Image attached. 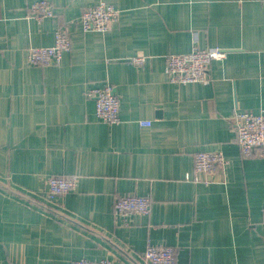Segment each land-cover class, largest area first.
Listing matches in <instances>:
<instances>
[{
  "label": "crops",
  "instance_id": "1",
  "mask_svg": "<svg viewBox=\"0 0 264 264\" xmlns=\"http://www.w3.org/2000/svg\"><path fill=\"white\" fill-rule=\"evenodd\" d=\"M36 1L0 0V264H146L149 243L176 248L177 264H264V153L242 157L230 123L264 112V0H48L56 15L42 22ZM100 2L119 21L84 32ZM62 24L71 51L31 64L27 49L52 46ZM194 48L228 53L211 83H172L165 56ZM105 82L117 125L88 96ZM198 152L228 163L188 181ZM67 175L77 188L49 198V179ZM129 194L150 197V213L116 215Z\"/></svg>",
  "mask_w": 264,
  "mask_h": 264
},
{
  "label": "built area",
  "instance_id": "2",
  "mask_svg": "<svg viewBox=\"0 0 264 264\" xmlns=\"http://www.w3.org/2000/svg\"><path fill=\"white\" fill-rule=\"evenodd\" d=\"M31 15L42 22L46 18H54L56 13L48 0H37L31 6ZM120 19V11L106 2L86 8L81 17L80 25L84 32H106L111 25ZM72 38L70 27L67 24L59 25L55 31V42L49 47H29L28 60L34 66L48 67L61 63L63 55L70 52ZM227 51L222 48H194L192 52L184 54H170L165 56L166 74L175 84L211 83V63L227 57ZM147 57L133 58L137 66L145 64ZM88 96L96 101L97 117L109 125L120 123L121 99L110 82L94 88ZM232 129L235 132V143L238 145L242 157H250L256 152L264 153V112L249 111L237 112L230 118ZM142 127H150L152 122L140 121ZM228 161L222 152H198L194 157L192 176L186 180L195 183L203 182L200 175H212L218 169L226 166ZM79 183V176L67 175L51 177L49 179V198L62 197L74 191ZM152 200L148 196L129 194L116 196L114 200L115 214L128 217L130 214L148 215L151 211ZM262 227L264 228V207ZM143 259L146 264H177V250L173 246L155 245L149 243L144 251ZM73 264H113L110 260L92 261L80 259Z\"/></svg>",
  "mask_w": 264,
  "mask_h": 264
},
{
  "label": "rangeland",
  "instance_id": "3",
  "mask_svg": "<svg viewBox=\"0 0 264 264\" xmlns=\"http://www.w3.org/2000/svg\"><path fill=\"white\" fill-rule=\"evenodd\" d=\"M115 212V211H114Z\"/></svg>",
  "mask_w": 264,
  "mask_h": 264
},
{
  "label": "trees",
  "instance_id": "4",
  "mask_svg": "<svg viewBox=\"0 0 264 264\" xmlns=\"http://www.w3.org/2000/svg\"><path fill=\"white\" fill-rule=\"evenodd\" d=\"M57 29V28H56Z\"/></svg>",
  "mask_w": 264,
  "mask_h": 264
}]
</instances>
